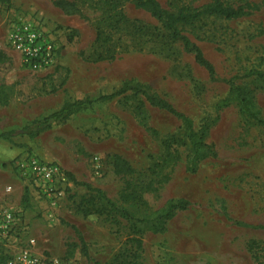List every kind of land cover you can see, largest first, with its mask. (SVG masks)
<instances>
[{
    "label": "rangeland",
    "instance_id": "obj_1",
    "mask_svg": "<svg viewBox=\"0 0 264 264\" xmlns=\"http://www.w3.org/2000/svg\"><path fill=\"white\" fill-rule=\"evenodd\" d=\"M56 1L0 4V52L7 58L0 64V85L9 93L8 104L0 106V134L13 133L9 140L0 139V205L17 210L21 217L18 242L0 247V255L8 261L35 239L34 254L45 264L53 259L62 264L112 263L126 237V222L107 219L99 212L103 207L99 199L89 205L91 215L80 214L77 205L82 198L95 195L81 185L127 206L122 199L127 182L146 181L147 169L163 155L162 137L178 132L180 123L148 105L138 111L143 98L128 93L53 123L35 138L20 131L59 110L66 100L94 99L131 80L148 86L191 118L196 129L207 126L206 142L214 153L190 173L186 152L179 149L176 165L164 171L169 173L168 182L157 194L143 195L152 211L171 199L190 203L162 234H143V263L264 264V231L257 228L264 226V129L241 115L228 86L210 81L148 13L126 0L115 4L64 0L74 2L80 11L66 15ZM157 1L175 12L211 0ZM222 1L245 7L249 16L234 21L203 19L185 27L184 34L202 50L217 79L238 77L235 85L252 96L253 109L264 120V77H245L250 71L264 73V0ZM18 15L39 21L54 38L58 56L51 71L25 70L6 44L9 24ZM114 155L136 173L130 178L115 175ZM28 157L57 165L66 182L59 190L44 193L17 167ZM73 228L84 239L90 260L83 256Z\"/></svg>",
    "mask_w": 264,
    "mask_h": 264
},
{
    "label": "trees",
    "instance_id": "obj_2",
    "mask_svg": "<svg viewBox=\"0 0 264 264\" xmlns=\"http://www.w3.org/2000/svg\"><path fill=\"white\" fill-rule=\"evenodd\" d=\"M126 1L130 2L136 9L148 13L158 23L162 31L166 33L168 39L172 43H179L182 48V53L190 55L194 63L207 72L210 81L226 84L229 88L228 95L238 100L240 114L264 129V120L253 109L252 96L244 88L235 85L238 77L222 80L217 79L212 64L205 58L202 50L183 31L185 27L193 26L203 19L212 18L234 21L249 16L250 13L246 11L245 7L234 8L225 4L222 0H211L209 3L201 6L194 7L186 5L180 7L175 12H169L163 9L157 0ZM7 3L8 0H0L1 5ZM111 4H115V0H112ZM55 6L60 8L66 15H75L80 12L74 2L58 0L55 2ZM246 7L250 8V6ZM115 8L116 6L112 10L114 11ZM120 16L122 21H124V17L122 15ZM6 61V56L0 52V64ZM252 75H255L258 79L264 77V73L260 71H250L245 77L249 78ZM128 93L143 98L144 101L140 102L137 106L138 111H141L144 106L148 105L151 108H155L172 116L180 123V126L178 132L162 137L161 146L163 148V155L159 161L151 164L147 169L149 175L144 174L146 181L140 183L133 181L127 182L125 193L122 196L124 202H129L127 206L117 205L116 202L104 197L99 189H94L89 185H81L88 192L95 193V195L90 194L88 198H82V201L77 205V210L80 214L84 217L91 215L92 211L89 209V205L93 204L96 199H99L103 203V207L99 212H105L107 219H112L115 222L116 217H119L126 222V237L111 264H144L142 261L143 234L145 232L162 234L165 231L167 223L177 213L188 209L190 203L186 199H171L162 208L152 211L144 200L143 195L157 194L163 184L168 182L169 173H164V171L170 165H176V162L180 159L179 149H184L186 152V171L190 173H195L198 164L208 156H214L212 147L206 142L208 133L207 126L196 129L191 118L178 111L172 104L161 98L158 94L152 92L148 86L130 80L123 82L117 90L107 95H102L94 99L66 100L59 110L40 120L34 121L31 125L22 128L20 131L21 135H26L31 139L35 138L42 131L50 128L53 123L64 122L71 116L95 104L108 102ZM8 102V87L0 85V106H6ZM151 132L153 136H158L155 130ZM12 134H0V139L9 140ZM111 165L114 174L122 178H130L136 173L132 166L118 155L112 156ZM70 180L74 184H77L72 178ZM24 201L27 203V193L25 194ZM237 224L245 226L241 223ZM257 228L264 231V226ZM73 229L78 235L83 256L90 260L84 239L75 228ZM7 259V256L0 255V264H6Z\"/></svg>",
    "mask_w": 264,
    "mask_h": 264
},
{
    "label": "built area",
    "instance_id": "obj_3",
    "mask_svg": "<svg viewBox=\"0 0 264 264\" xmlns=\"http://www.w3.org/2000/svg\"><path fill=\"white\" fill-rule=\"evenodd\" d=\"M6 44L16 53L20 65L29 72L46 73L56 65L58 47L54 38L42 23L31 17L18 15L10 22ZM17 167L44 193L59 190V185L67 180L57 165L35 157L21 160ZM20 218L17 210L0 205V247L7 248L18 242ZM35 244V239H30L26 247L14 254L6 264H45L34 254ZM47 264L62 263L53 259Z\"/></svg>",
    "mask_w": 264,
    "mask_h": 264
}]
</instances>
